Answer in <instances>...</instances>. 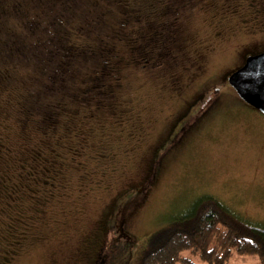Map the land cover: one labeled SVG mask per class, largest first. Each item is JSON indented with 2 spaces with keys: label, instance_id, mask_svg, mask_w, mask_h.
Here are the masks:
<instances>
[{
  "label": "rangeland",
  "instance_id": "obj_1",
  "mask_svg": "<svg viewBox=\"0 0 264 264\" xmlns=\"http://www.w3.org/2000/svg\"><path fill=\"white\" fill-rule=\"evenodd\" d=\"M263 50L264 0H0V264H138L204 196L264 224V113L228 82Z\"/></svg>",
  "mask_w": 264,
  "mask_h": 264
},
{
  "label": "trees",
  "instance_id": "obj_2",
  "mask_svg": "<svg viewBox=\"0 0 264 264\" xmlns=\"http://www.w3.org/2000/svg\"><path fill=\"white\" fill-rule=\"evenodd\" d=\"M42 25L43 16H39L29 27L40 28ZM160 30H164L167 36L168 28ZM47 43L50 44L48 38L39 37L34 46L42 50L40 56L45 55L53 61L63 51L58 47L53 54L43 48ZM69 54L64 52L62 67L67 66L66 60L73 59L72 55L69 58ZM57 81L59 84L62 82ZM56 117L57 114L49 112L39 124L55 126ZM29 121L36 123L34 118H29ZM27 173L37 175L38 172L29 169ZM42 184L47 186L44 182ZM24 190L32 197L39 189L26 187ZM106 253L105 249L94 264H104ZM235 256L243 261L256 258L260 264H264V224L243 219L216 197L204 196L196 199L186 213L150 237L138 264H228Z\"/></svg>",
  "mask_w": 264,
  "mask_h": 264
},
{
  "label": "water",
  "instance_id": "obj_3",
  "mask_svg": "<svg viewBox=\"0 0 264 264\" xmlns=\"http://www.w3.org/2000/svg\"><path fill=\"white\" fill-rule=\"evenodd\" d=\"M228 82L243 101L264 113V51L248 56Z\"/></svg>",
  "mask_w": 264,
  "mask_h": 264
},
{
  "label": "flooded vegetation",
  "instance_id": "obj_4",
  "mask_svg": "<svg viewBox=\"0 0 264 264\" xmlns=\"http://www.w3.org/2000/svg\"><path fill=\"white\" fill-rule=\"evenodd\" d=\"M180 21L181 20L179 18V15L178 16L174 15L173 19L170 22L162 23L161 27L158 26V28H156V33L153 36V40H154V42L156 44V49L160 50V52H159L160 54L157 55L158 57H154V55H151V56L148 55L146 57V60H144V62H145L144 66L147 67L148 64H150V66L152 68L155 67V66H160L162 64L163 60L166 57H168L171 47L178 40L177 30H176L177 28L176 27L178 26ZM165 27L168 28V30H169L167 36H166V32L164 30H160L161 28H165ZM149 46H150V49L153 51V45H149ZM263 51H260V52H263ZM260 52H257V53H260ZM257 53H252V54H249L247 56H250V55H253V54H257ZM247 56H246V58H247ZM155 61H157V62H155ZM125 233L126 232H124V234Z\"/></svg>",
  "mask_w": 264,
  "mask_h": 264
},
{
  "label": "snow or ice",
  "instance_id": "obj_5",
  "mask_svg": "<svg viewBox=\"0 0 264 264\" xmlns=\"http://www.w3.org/2000/svg\"><path fill=\"white\" fill-rule=\"evenodd\" d=\"M164 135H165V133L162 131V132H161V136H164Z\"/></svg>",
  "mask_w": 264,
  "mask_h": 264
}]
</instances>
